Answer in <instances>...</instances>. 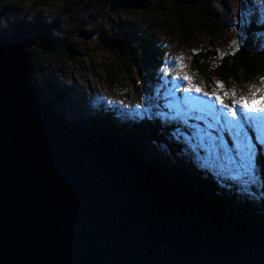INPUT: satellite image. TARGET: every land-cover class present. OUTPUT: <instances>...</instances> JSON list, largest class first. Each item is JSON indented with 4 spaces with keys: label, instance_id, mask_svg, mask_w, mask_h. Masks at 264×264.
<instances>
[{
    "label": "water",
    "instance_id": "95a60500",
    "mask_svg": "<svg viewBox=\"0 0 264 264\" xmlns=\"http://www.w3.org/2000/svg\"><path fill=\"white\" fill-rule=\"evenodd\" d=\"M137 2L121 7L149 1ZM33 47L47 55L55 43L48 33L37 43L26 29L0 32V264H264V229L43 102Z\"/></svg>",
    "mask_w": 264,
    "mask_h": 264
},
{
    "label": "rangeland",
    "instance_id": "374dc122",
    "mask_svg": "<svg viewBox=\"0 0 264 264\" xmlns=\"http://www.w3.org/2000/svg\"><path fill=\"white\" fill-rule=\"evenodd\" d=\"M81 1L85 5L79 7L78 10H71L65 0H29L21 5L9 6V9L3 11L0 17L1 26L6 32H12L20 25L26 26L25 23L31 26L29 23L35 22L39 18L40 21L55 27L50 40H55L57 46L59 45L61 48L66 44V46H71V54L65 53V59L62 58L58 61L53 59L49 62L45 61L38 74L40 76L39 87L44 90L45 94L50 99H54V95H59L58 101H56V111L74 124L79 120H90L95 113L100 116L106 114L112 123L119 127L122 126L121 122L139 121L142 118L135 116L134 109L141 110L140 114H143L144 110H153L152 114L157 116L161 114L162 118L166 120L179 119L180 122L185 123L187 118L194 119L193 126L195 128L191 130L194 142H188L190 137L184 134V140H178L180 137H176L180 132L177 131H175L176 136L170 137L178 147L183 148V156H179L183 162L180 163L188 170L187 173L182 171L180 174L187 181L196 183L195 186L199 193L202 191L201 197L204 198L202 201L210 198L208 192H211L212 195L234 193L236 204L242 208L246 207L244 206L246 201L254 203L247 180L250 184L255 181L258 185L264 184V181L259 175L258 151L247 129L244 128V132L254 149L255 163L251 169L241 167L243 145L237 142V137L234 134L235 129L226 126L224 119H220L219 122L213 119V114L216 116L223 114L230 120L231 116L227 109L218 104L215 99L210 100L205 95H196L193 92L185 91V89L195 86L201 88L203 92L212 93L203 87L200 79L191 69L192 52L193 54L200 52L207 55L210 53L211 61L219 63V61H223L224 57L236 54L243 47L245 36L242 34L243 30L240 29L239 24H242L244 17L245 1L217 0L224 19L229 21L228 26H224L217 33H210V28L202 25L197 30L188 31L186 34L189 35L188 41L169 32L166 24L158 29L155 40L164 45L166 64L163 65V71L171 74L173 81L169 89H162L157 85L153 86V89L157 99H162L164 105L169 109L167 113L164 112L161 105H158V101L154 100L156 98L147 100L148 104H144V107L137 103L133 94L135 86H139L138 90L145 94V89L140 86L137 69L128 60H123L116 53L107 50L100 39L110 31L118 33L129 31L132 28L145 31V27L150 25L148 17L137 14L135 9H131L129 13L121 11V4L131 0ZM249 2L253 3L252 5L256 4L257 9L253 10V19L258 18L261 8L264 9V3L261 0H246V8H248ZM40 3L43 5L41 6ZM137 3L144 4L145 0H138ZM75 27L77 28L75 32L78 35L74 37L71 36V32ZM100 28L103 31H99ZM169 30L171 29L169 28ZM80 31L82 34H79ZM259 41L264 45V38ZM261 46L260 44V50ZM181 65L183 66L182 70ZM185 75L191 79V85L183 80L182 77ZM176 77H181V79H176ZM262 80H264V75L260 77L252 75V78L246 79V83L243 85V82H236L230 78V85H226L228 88L225 91L235 92L236 100H239L240 97L251 98L255 89L264 88ZM214 81V86L217 82H221L216 78ZM179 90L192 100L180 99V94H177L180 93ZM213 92L220 95L215 90ZM221 97L223 98V96ZM231 98L233 97L231 96ZM149 105L151 108L147 109ZM228 105L232 107L233 100ZM111 111L118 113V118ZM236 111L239 115L238 106H236ZM104 117L106 116L99 119L101 125L105 120ZM92 120L94 119L92 118ZM252 128L258 133L259 139L264 141V128L257 126H252ZM147 130L148 128L144 132ZM100 133L108 136L105 132L100 131ZM112 137L121 140L116 136ZM123 142L128 146L125 141ZM146 146L149 149L151 144ZM144 150L145 148L142 146L133 153L145 160L148 154H145ZM159 150L161 149L159 148ZM162 150L166 149L162 148ZM148 157L149 162L154 160L158 162L159 166L165 167V163L169 166L170 158L165 156V153L161 154L158 150L150 151ZM226 157H231V159H226ZM199 172H206L210 176H214L220 186L215 188L213 183L203 179L204 176L199 175ZM221 200L224 198L222 197Z\"/></svg>",
    "mask_w": 264,
    "mask_h": 264
},
{
    "label": "trees",
    "instance_id": "16d2710c",
    "mask_svg": "<svg viewBox=\"0 0 264 264\" xmlns=\"http://www.w3.org/2000/svg\"><path fill=\"white\" fill-rule=\"evenodd\" d=\"M27 1L29 0H7L0 3V17L3 11L9 9V6L13 7L12 5H21ZM243 1H245V12L242 24H239L240 29L243 30L242 34L245 36V41L242 45L243 47L236 54L224 57L223 61H219V63L211 61L212 57L210 53L207 55L206 53L194 52L193 54L192 52L191 56V69L200 79L203 87L212 93L213 90H215L223 97L225 96V90L228 88L226 85H230V78L236 82H243L244 85L246 79H251L252 75H254V77L264 75V45L259 41L264 38V9L261 8L259 17L253 19V10L257 9L256 4L252 5L253 3L249 2V4H247L248 9L246 8V0ZM65 3L71 10H78L79 7L85 5L81 0H65ZM42 5L43 4H41V6ZM130 10L131 9L121 8V11H126L125 13H129ZM135 11L137 14L148 17L150 20V25L145 27V31H142L139 28L138 30L141 31H138L135 28L118 33L110 31L100 39L107 50L116 53L118 57L123 60H128L130 64L137 69L140 86L145 89L144 94L138 90L139 86H135L133 94L137 99V103L144 107L148 104L147 100L156 98L154 100L158 101V105H161L164 112L167 113L169 109L164 105L162 99H157V95H155L153 89V86L155 85L162 87V89H169L172 85L171 82L173 81L171 77L172 75L163 71V65L165 66L166 64L163 51L164 45L155 40V34L158 29H160L163 24H166L169 32L177 34L176 36L180 39L184 38L189 41V35L187 36L186 34L191 29L197 30L203 25L210 28L209 31L213 34L218 31L220 32L224 26L227 27L229 21L224 19V14L220 10L219 2L217 0H198L194 6L176 5L173 0H149L146 9H135ZM29 24L31 26L26 23V26L20 25V27L13 29V32L26 29L27 32L34 37L36 42L39 43L45 33H49L50 37L55 29L54 26L51 27L46 22L40 21L39 18H37L35 22ZM169 28L171 30H169ZM76 29L77 28L75 27L72 31L73 33L71 32V36H77V33L75 32ZM99 31H103V29L101 30L100 28ZM0 32L6 34V30L2 28L1 23ZM52 42L55 43V49L48 55H42L37 47L31 49V52L34 55L32 60L34 66L33 84L44 94L42 98L43 102L51 104L57 110L56 101H58L57 99L59 95H54V99H50L49 96L45 94L44 90L39 87L40 76L38 74L45 61L49 62L52 59L55 61L62 58L65 59V53L71 54L72 50L70 45L66 46V44L65 47L61 48L59 45L57 46L55 40L52 39ZM260 44L262 45L261 50ZM124 66L126 67V65ZM215 78L220 79V83L224 86L223 89H217L216 86H214ZM178 92H180L177 93L178 95L180 94V99H184V101L189 99L184 92H181L180 90ZM231 100H233V98L229 95L224 102L225 104H229ZM142 107L138 108L143 109ZM149 108H151V105H149L147 109ZM133 111H136V117L142 118L139 119V121L121 122V127L112 123L108 115L103 114L100 116L97 113L91 116L94 120H92V118L90 120L86 119L85 121L79 120L76 121L75 124L85 130L95 132L101 131L110 136L121 138L128 144V147L135 152L143 146L145 148L143 152L148 155L150 151L156 150L161 154L165 153V156L170 158L169 166L166 163L165 167L159 166L158 162L154 160L152 161L154 163L148 161L153 170L160 172L165 178L175 182L180 189L187 191L190 195L201 202L209 204L232 217L249 223L250 225L264 229V184H262L263 186L261 187V185H258L255 181L250 184L247 180L248 185L250 184L249 189L253 194L252 200L254 203L251 204L249 201H246L245 205L243 202L246 207L242 208V206L240 207L236 204V196H234V193L231 195L228 193L212 195L211 192H208L211 197L202 201V199H204L201 197L202 191L199 193L198 188L195 186L196 183L187 181L185 177L180 174L182 171L187 173L188 170L180 163L183 162V159L179 157L183 156V148L178 147L177 143H175L174 140H171L170 137L172 135L176 136L175 131H177L180 132L177 134L178 137H176H180L178 140L183 141L184 134L190 137L188 142H194L195 140L193 139L191 132V130L195 128L193 126L194 119L187 118V121L184 123L180 122L179 119L166 120L162 118L163 116L161 114H158V116L154 115L152 114L153 110H144L143 114H140L142 112L141 110L134 109ZM58 114L63 117L62 114ZM113 114L118 118V113ZM103 116L106 117H104L105 120L101 125L99 119ZM147 128L148 130L144 132ZM251 134L258 150L257 164L259 174L264 181V141L259 139L258 133L253 129L251 130ZM147 144H151V147L149 148L150 150L147 148ZM174 144H176V146H174ZM161 147L166 150L163 151ZM159 148L161 150H159ZM148 155H146V160L149 158ZM199 175H203V179L212 182L215 188L216 186H220L219 182L215 181L214 176H210L206 172H199ZM199 181L202 183L201 180ZM222 197L224 200H221Z\"/></svg>",
    "mask_w": 264,
    "mask_h": 264
},
{
    "label": "snow or ice",
    "instance_id": "6c2138e0",
    "mask_svg": "<svg viewBox=\"0 0 264 264\" xmlns=\"http://www.w3.org/2000/svg\"><path fill=\"white\" fill-rule=\"evenodd\" d=\"M264 3V0H261ZM183 66L181 65V70ZM183 80L188 82V84H192L191 79L185 75L182 77ZM176 79H181V77H176ZM264 84V80L261 81ZM223 85L219 82L216 84L217 89H223ZM185 91L193 92L196 95H205L208 99H215V101L220 104L222 107L226 108L231 119L229 120L227 117L221 114L220 116H216L213 114V119L219 122L220 119H224L225 125L235 129V136L237 137V142L243 145V152L241 154V167H245L246 169H251L254 166V149L249 143L248 137L244 132V128L246 126H258L264 128V88H257L252 94L251 98L248 97H240L239 100L235 99V92L227 93L225 92V96L222 98L220 95L208 92H203L199 87H190L185 89ZM257 93L259 94L257 96ZM231 95L233 97V106L229 107L228 104H225L224 100ZM236 106L240 109V114L238 115L236 111ZM211 114V113H210ZM247 114H255V115H247ZM226 159H231V157H226Z\"/></svg>",
    "mask_w": 264,
    "mask_h": 264
},
{
    "label": "bare ground",
    "instance_id": "6f19581e",
    "mask_svg": "<svg viewBox=\"0 0 264 264\" xmlns=\"http://www.w3.org/2000/svg\"><path fill=\"white\" fill-rule=\"evenodd\" d=\"M142 160H143V159H142ZM143 161H144V160H143ZM145 161H146V163L148 162V160H146V159H145ZM148 163H149V162H148ZM187 193H188V192H187ZM208 205H209V204H208ZM210 206H211V205H210ZM212 207H213V206H212Z\"/></svg>",
    "mask_w": 264,
    "mask_h": 264
}]
</instances>
